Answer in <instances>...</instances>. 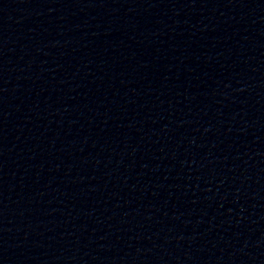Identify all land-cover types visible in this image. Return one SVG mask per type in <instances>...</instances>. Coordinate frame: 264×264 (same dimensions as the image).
I'll return each mask as SVG.
<instances>
[{
    "label": "water",
    "instance_id": "water-1",
    "mask_svg": "<svg viewBox=\"0 0 264 264\" xmlns=\"http://www.w3.org/2000/svg\"><path fill=\"white\" fill-rule=\"evenodd\" d=\"M0 264H264V0H0Z\"/></svg>",
    "mask_w": 264,
    "mask_h": 264
}]
</instances>
